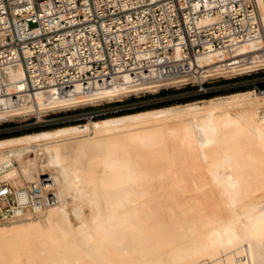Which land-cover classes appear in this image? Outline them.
<instances>
[{
  "label": "bare ground",
  "instance_id": "bare-ground-1",
  "mask_svg": "<svg viewBox=\"0 0 264 264\" xmlns=\"http://www.w3.org/2000/svg\"><path fill=\"white\" fill-rule=\"evenodd\" d=\"M257 3L264 25V0ZM236 53L245 62L239 68L213 66L204 77L264 69V41ZM203 62L210 66L215 56ZM3 78L0 124L41 122L50 113L190 80L129 84L125 78L60 96L25 91L21 67ZM259 95L234 93L0 140V183L21 189L47 175L56 196L42 212L0 220V264H264Z\"/></svg>",
  "mask_w": 264,
  "mask_h": 264
},
{
  "label": "built area",
  "instance_id": "built-area-1",
  "mask_svg": "<svg viewBox=\"0 0 264 264\" xmlns=\"http://www.w3.org/2000/svg\"><path fill=\"white\" fill-rule=\"evenodd\" d=\"M263 41L257 0H0V91L4 73L21 67L31 92L69 96L76 87L90 93L125 78H177L190 80L162 90L205 94L212 83L243 76L207 79L205 71L239 68L245 62L236 50ZM210 56L216 62L208 66ZM51 184L47 175L21 189L0 183V220L54 205Z\"/></svg>",
  "mask_w": 264,
  "mask_h": 264
},
{
  "label": "rangeland",
  "instance_id": "rangeland-1",
  "mask_svg": "<svg viewBox=\"0 0 264 264\" xmlns=\"http://www.w3.org/2000/svg\"><path fill=\"white\" fill-rule=\"evenodd\" d=\"M209 85V93L211 98L221 97L234 93L255 91V89H264V70L252 73L250 75L238 76L231 80H220ZM258 96V91H255ZM203 94L195 88L171 89L169 91H160L155 93H144L138 96L132 95L124 98L120 102H103L98 106H86L76 110L46 116L43 121L38 122L35 118L27 120H18L13 122H5L0 124V140L22 135H34L41 132H51L61 128L86 125L89 122H97L109 118H118L129 114L119 115L128 111H150L165 107H174L177 105L202 101ZM146 109V110H145ZM139 111V112H143ZM93 115H112L99 120H92Z\"/></svg>",
  "mask_w": 264,
  "mask_h": 264
},
{
  "label": "trees",
  "instance_id": "trees-1",
  "mask_svg": "<svg viewBox=\"0 0 264 264\" xmlns=\"http://www.w3.org/2000/svg\"><path fill=\"white\" fill-rule=\"evenodd\" d=\"M219 82H222V81H219ZM186 89H188V88H185L184 90H186ZM169 90H171V89H169ZM169 90H161L160 93H163L164 91H166V93H167V91H169ZM211 97H212L211 93H209V92L203 94V99H210ZM139 111H143V110L139 109L136 111H128V112L120 113L119 115L129 114V113H134V112L138 113ZM107 117H112V115L99 116V117L94 118L93 120H99V119H103V118H107Z\"/></svg>",
  "mask_w": 264,
  "mask_h": 264
}]
</instances>
